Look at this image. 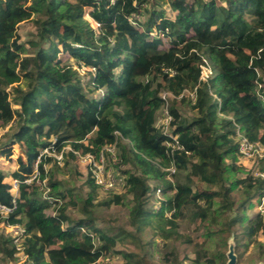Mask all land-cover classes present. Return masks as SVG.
<instances>
[{
  "label": "trees",
  "instance_id": "obj_1",
  "mask_svg": "<svg viewBox=\"0 0 264 264\" xmlns=\"http://www.w3.org/2000/svg\"><path fill=\"white\" fill-rule=\"evenodd\" d=\"M26 20L33 22L36 33L22 43L17 25ZM62 52L76 67L69 56L61 58ZM204 60L212 72L201 80ZM79 67L91 71L87 84ZM256 70L264 75V0H0V128L11 121L15 125L0 158L12 154L6 145H17L22 153L16 158L18 169L9 175L0 165V203L12 206L15 199L16 207L3 222L24 227L27 264H95L119 241L94 223L88 208L101 191L89 174L78 219L66 210L75 205L71 192L52 175L50 194L62 203L70 199L57 207L55 216L46 212L52 205L36 196V182L22 181L40 151L50 146L57 151L69 146L83 154L116 144L121 162L136 165L139 173L124 170V193L96 203L120 204L130 195V225L137 231L150 227L164 239L179 234L178 220L191 208L190 219L205 229V242L194 247L197 264H226L223 248L238 246L243 238L244 249L257 244L254 236L260 230L264 234V224L258 227L246 211L264 195V177L235 176L249 162L264 173V158H244L237 142L239 129L250 142L264 146ZM160 90L173 96L169 132L182 145L168 153L163 145L167 136L155 123L165 103ZM177 101H191L196 115L181 116ZM71 150L65 154L74 157ZM51 160L46 157L38 164L40 178L45 177L43 163ZM171 164L174 181L165 169ZM7 178L19 180L15 197ZM149 178L162 187L149 186ZM156 188L164 198L154 210L145 204ZM237 189L239 201L232 195ZM237 224L241 237L234 234ZM228 236L234 237L232 242ZM210 239L223 248L207 256ZM14 252L11 236L0 233V254L13 259ZM131 264H142L141 258Z\"/></svg>",
  "mask_w": 264,
  "mask_h": 264
},
{
  "label": "rangeland",
  "instance_id": "obj_2",
  "mask_svg": "<svg viewBox=\"0 0 264 264\" xmlns=\"http://www.w3.org/2000/svg\"><path fill=\"white\" fill-rule=\"evenodd\" d=\"M17 33L20 36V41L22 43L27 42V40L33 38L36 33L35 26L31 20H26L20 22L17 25ZM170 45L168 40H165L164 46L168 47ZM61 58L65 60L69 55L64 54L63 52L60 54ZM68 60L76 67V61L72 60L70 56ZM78 75L81 78L84 84H87L88 79L90 78L91 71L86 69L85 67L77 68ZM150 78V77H149ZM159 82H161L160 78L154 80V85L156 86ZM96 94V93H95ZM160 95H164L168 104L173 96L170 94H165V91L160 90ZM191 101L186 102H176V108L181 116L187 119H191L196 115V112L191 109ZM161 113L160 110L157 111L155 117V123L159 124V117ZM221 117H228L225 113L219 114ZM12 121L8 123L6 126L0 128V149L3 148V144L7 143L8 134L10 131L14 130L15 125ZM122 143L128 148L131 147V143L128 139L121 138ZM261 146H263L260 143ZM7 147H11V155L6 158H0V165L9 175L11 171L17 166L16 158L18 156H22L21 149L17 145H6ZM264 147V146H263ZM106 153V161L108 166L114 168L117 175L119 177H125L123 175L124 170H128L129 172L139 173V169L136 165H132L130 162L122 163L119 157V149L118 147L114 148L111 145L105 149ZM45 182H48V178L50 175L57 181H59V186L61 188L69 190L71 192L70 199L73 200L75 205L70 204L68 208H66L67 213L72 219H78L82 217L81 199L86 197L88 192V185L86 183L88 176V169L85 164L80 163L78 159L74 157H70L67 154H64V159L61 164H57L54 160H51L50 163H45ZM176 171V170H175ZM256 167L252 165V163H247L246 167H242L241 170L237 172L235 175L237 178H245L251 175V173L256 174ZM175 174V172H174ZM177 175V174H176ZM178 176H181L183 179V175L180 173ZM170 180H175L174 176L168 177ZM7 181L10 178L6 179ZM11 181V180H10ZM13 184V181H11ZM149 186H157L162 187V183L158 180L148 179ZM195 187V184L193 185ZM52 192V189H50ZM48 191V192H50ZM101 191V190H100ZM15 193V188L12 191ZM44 193V189L37 187L36 196L39 199H42ZM96 199L93 201V206L88 209L92 212L94 216L95 225L101 230L105 231L109 235H118L119 241L116 245L111 249L108 254L101 257L95 264H131L132 262L139 261L141 258L142 264H197L195 262V254L194 247L196 244H200L205 242L204 236V226L198 222H194L190 219V209L187 208L185 210V216L182 219H179V234L177 236H173L169 239H164L159 236H154L150 230V227H146L141 231L135 230L133 226L130 225L128 220L129 208L131 200L130 195H126L123 199V203L120 204H110L109 206H105L102 204H97L96 202L102 200L111 199L115 194H123L121 186H117L111 192H100ZM233 197L236 201L241 199V190H234L232 192ZM146 207L157 209L155 206L157 202L164 198V195L159 192L157 195L155 191H150L147 196ZM69 196L63 200L65 202L69 201ZM251 202L249 207L247 208L246 214L248 217H252L256 220L258 227L264 224V212H261L258 209L259 203ZM100 201V202H101ZM48 214L52 212V209L49 208L46 210ZM230 214V213H228ZM0 233L5 236H9L4 222L3 217L0 216ZM234 234L241 237V226L237 224L234 228ZM96 237V236H95ZM232 236H228V241H233ZM258 241L257 244H250L246 249L243 247L244 238L239 241V245L228 244L227 247L223 248L219 240L210 239L206 241V249L207 256H210L212 252L216 249H224L226 255L230 252L234 257V264H264V255H262V251L259 249V246H263L264 250V234L261 230L256 233L254 236ZM132 253H135L136 256H133ZM240 253V255H239ZM126 255L129 256L125 257ZM228 260V258H227ZM0 264H27L26 260L22 258L21 255H14L13 259H7L0 254ZM203 264V263H200ZM219 264V263H216Z\"/></svg>",
  "mask_w": 264,
  "mask_h": 264
},
{
  "label": "built area",
  "instance_id": "obj_3",
  "mask_svg": "<svg viewBox=\"0 0 264 264\" xmlns=\"http://www.w3.org/2000/svg\"><path fill=\"white\" fill-rule=\"evenodd\" d=\"M200 67V76L199 78L201 80H206L212 72V69L208 62L204 60L203 63L199 65ZM172 72V71H171ZM173 73V72H172ZM257 73V80L255 81V94L257 99L263 104L264 106V75L261 74L259 70H256ZM165 94H169L168 92H165ZM192 99L195 98L194 93H189ZM160 95V94H159ZM212 96L217 99L216 95L212 93ZM161 98L164 99L165 103L160 108V117L159 119V125L162 130L163 134L167 136V138L163 141V145L166 148V153L169 152L168 149H181L182 145L179 142L178 135H172L169 132V124L172 121V115L170 114L169 108H168V102L164 95H160ZM180 97V96H179ZM54 139L51 140V143L54 144ZM237 142H238V152L240 155H242L244 158H264V147L260 145V143L256 142H250L248 138L240 132L239 129H237ZM112 146L116 148V144H108L101 148L98 152L92 153V152H86L81 153L79 151L71 150L69 146H63L60 151H57L55 147H45L40 151L38 154L36 160L33 164V169L31 173L25 174L23 176V182L24 183H32L36 182V184L40 185V188L44 189V193L42 196V199L45 200L48 204L52 205L51 209L52 212L50 213L51 216L57 215V207L60 206L62 201L50 194V187L45 182V178H40V172L38 169V164L44 160L46 157H53L55 159V162L57 164H61L64 159V154L71 150L75 157L78 159L80 163H83L86 165L88 169V174L90 175V178L92 179L93 183L97 186L99 190H101L104 193L113 191L117 186L123 187L125 185V180L123 177H119L114 170V168L108 166V163L106 161V153L105 149L108 148V146ZM46 164L43 163L44 172ZM170 174L168 176H171L175 172V165L171 164L169 167L165 168ZM255 175H260L264 177V173L262 172H256ZM19 180L14 179L13 180V188L17 189ZM160 192L159 188H156L155 193L158 195ZM16 207L15 199L12 201V206H6L0 203V216L5 218L10 212L13 211V209ZM258 209L261 212H264V195L261 197L260 204L258 205ZM8 233L10 234L14 247L15 252L14 255H21L23 259L26 260V254L24 253V246L23 241L26 237L25 229L20 224H4ZM94 246L98 243V238H93ZM99 260V259H98ZM97 260V261H98ZM96 261V262H97Z\"/></svg>",
  "mask_w": 264,
  "mask_h": 264
},
{
  "label": "water",
  "instance_id": "obj_4",
  "mask_svg": "<svg viewBox=\"0 0 264 264\" xmlns=\"http://www.w3.org/2000/svg\"><path fill=\"white\" fill-rule=\"evenodd\" d=\"M227 258H228V260H227L226 264H234L235 263L234 257H233L231 252L227 255Z\"/></svg>",
  "mask_w": 264,
  "mask_h": 264
},
{
  "label": "crops",
  "instance_id": "obj_5",
  "mask_svg": "<svg viewBox=\"0 0 264 264\" xmlns=\"http://www.w3.org/2000/svg\"><path fill=\"white\" fill-rule=\"evenodd\" d=\"M14 169H16V167H15ZM10 179H11V181L14 180L13 178H10ZM15 191H16V192L14 193V197L17 196V193H18L17 189H15Z\"/></svg>",
  "mask_w": 264,
  "mask_h": 264
}]
</instances>
